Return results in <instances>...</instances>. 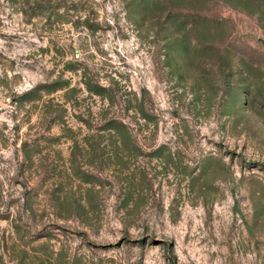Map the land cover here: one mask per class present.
<instances>
[{"label":"rangeland","instance_id":"1","mask_svg":"<svg viewBox=\"0 0 264 264\" xmlns=\"http://www.w3.org/2000/svg\"><path fill=\"white\" fill-rule=\"evenodd\" d=\"M0 264H264V0H0Z\"/></svg>","mask_w":264,"mask_h":264},{"label":"trees","instance_id":"2","mask_svg":"<svg viewBox=\"0 0 264 264\" xmlns=\"http://www.w3.org/2000/svg\"><path fill=\"white\" fill-rule=\"evenodd\" d=\"M83 83H84L86 89L91 93H95V94L100 95V94H103V92H105L107 90L105 86L93 84L89 80H86V81L84 80ZM51 86H55V85L52 84ZM42 87H46V85H43ZM39 89H41V87H36L34 90L37 91ZM117 124H120V126L125 128L123 123H120L116 119L111 118L106 122L104 130H107V132H109L110 134L117 135L120 132L118 127H117Z\"/></svg>","mask_w":264,"mask_h":264}]
</instances>
